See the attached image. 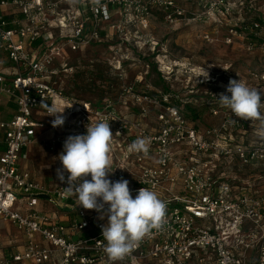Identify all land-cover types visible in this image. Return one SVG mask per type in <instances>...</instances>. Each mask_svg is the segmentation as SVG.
Wrapping results in <instances>:
<instances>
[{"label":"built area","instance_id":"built-area-1","mask_svg":"<svg viewBox=\"0 0 264 264\" xmlns=\"http://www.w3.org/2000/svg\"><path fill=\"white\" fill-rule=\"evenodd\" d=\"M252 1L0 0V51L15 70L10 79L0 75V96L17 104L12 120H0V222L11 224L23 241L0 264H109L101 228L107 218L78 206L59 179L47 190L23 165L38 131L51 133L42 145L59 161L66 138L86 134L98 121L109 122L114 135L108 178L128 180L133 198L149 188L167 206L163 228L153 229L115 264H264V186H258L263 177L241 176L247 169L264 172V140L244 141L264 121L242 120L220 106L211 110L218 123L197 127L165 84L177 74L163 70L152 33L155 22L211 28L202 38L215 43L225 28L224 44L247 40V51L259 49L264 56V21L253 17ZM93 47L109 53L117 83L100 81L97 88L105 95L86 99L70 85L80 70L71 60ZM133 66L141 68L132 71ZM254 77L264 80V71ZM47 107L65 108L63 126H52L55 117ZM138 137L149 139L147 155L129 150ZM42 198L57 211L41 210ZM61 213L74 216L65 222Z\"/></svg>","mask_w":264,"mask_h":264},{"label":"clouds","instance_id":"clouds-1","mask_svg":"<svg viewBox=\"0 0 264 264\" xmlns=\"http://www.w3.org/2000/svg\"><path fill=\"white\" fill-rule=\"evenodd\" d=\"M204 77H208L207 72ZM218 102L242 120L264 121L260 111L264 106L261 92L240 79L229 81L226 92L219 94ZM64 109L47 107L48 115L55 117L54 128L65 123ZM113 136L109 122L104 121L88 125L86 134L69 135L58 156L62 169H57L58 179L68 185L65 192L76 197L78 206L95 210L101 220L107 218L101 228L106 241L103 251L109 264L122 261L131 254L153 229H162L167 207L149 188L141 187L133 198L128 180L108 178ZM149 146L147 137H138L129 150L147 155ZM65 172L69 174L67 179Z\"/></svg>","mask_w":264,"mask_h":264},{"label":"rangeland","instance_id":"rangeland-1","mask_svg":"<svg viewBox=\"0 0 264 264\" xmlns=\"http://www.w3.org/2000/svg\"><path fill=\"white\" fill-rule=\"evenodd\" d=\"M253 17L257 21H264V0H253ZM245 19L249 14H244ZM213 31L211 28L201 29L199 27L192 28H171L163 22H155L153 28V35L160 44V54L157 58L162 65L163 70L170 71L171 68L175 69L177 78H171L167 83L172 86V90L179 96L180 100H187L188 96L199 97L195 101V105L199 106L198 109L202 111L201 117L203 122L201 124L218 123L219 118L212 116L211 104L216 102L219 94L226 92V88L231 79L242 80L248 86L254 87L261 92L262 103L264 104V80L254 77L255 74L263 73L264 71V56L259 49L254 51H247V40H240L233 45H226L221 40L227 34V29L221 28L219 30L218 42L209 43L203 40V32ZM259 43L264 42V26L259 31ZM109 53L104 49L89 50L83 56H80V70L87 72V77L76 78L71 81L70 85L73 88L84 87L90 84L91 87L98 86L99 72H107V76L112 78L110 73V66L106 61ZM176 66V67H174ZM139 70L140 66H133L134 69ZM177 68V69H176ZM208 73V77L204 75ZM110 73V75H108ZM105 74V73H104ZM188 76H191L190 78ZM205 80L200 83L201 79ZM85 79V80H84ZM73 80V78L71 79ZM207 81V82H206ZM162 82V83H163ZM160 83V84H162ZM163 83V84H164ZM107 84V83H106ZM154 86L157 83L151 80ZM191 85L186 89V85ZM158 86V85H157ZM80 97L90 98L91 94L88 92L75 91ZM230 95V94H229ZM208 102L209 109L206 108L204 102ZM127 114L131 111L123 110ZM205 111V112H204ZM244 141L247 143L258 142L264 140V127H257L252 131H248L244 135ZM44 167V164H41ZM39 165V169L41 167ZM241 176L243 178H253L254 176L263 179L259 180L258 186H264V172L260 168L257 170L247 169ZM19 233L12 225L1 224L0 229V253L11 254L16 246V238Z\"/></svg>","mask_w":264,"mask_h":264},{"label":"crops","instance_id":"crops-1","mask_svg":"<svg viewBox=\"0 0 264 264\" xmlns=\"http://www.w3.org/2000/svg\"><path fill=\"white\" fill-rule=\"evenodd\" d=\"M14 65L9 60L6 54L0 51V75H4L7 79L12 78V73L14 72ZM17 113V104L15 100L7 95L0 96V120L9 121ZM47 123H50V120L47 117H40ZM51 133L49 131H38V138L34 144L29 146L25 153H28L27 161L23 162V165L28 167L31 172L32 179L42 185L47 190H52L57 185V169H59V161L56 160L49 152L43 147L42 141L49 137ZM5 150L4 144V134L0 131V154ZM44 164V167L41 166ZM39 165L41 166L39 169ZM39 208L47 212H55L56 208L51 206L46 198H42L39 202ZM61 218L63 221L67 222L69 218L73 217V213H61ZM1 224L11 225L8 222H0ZM16 246L11 253L18 250L17 246L23 243L22 237L19 236L16 238ZM10 253V252H8ZM0 253V258L7 256L9 254Z\"/></svg>","mask_w":264,"mask_h":264},{"label":"trees","instance_id":"trees-1","mask_svg":"<svg viewBox=\"0 0 264 264\" xmlns=\"http://www.w3.org/2000/svg\"><path fill=\"white\" fill-rule=\"evenodd\" d=\"M101 46L104 47V48L106 47V45H104V44H102ZM97 48L98 47H93V48H91L89 50L92 51V50L97 49ZM100 49H102V48H100ZM80 56L81 55H76V56L74 55L72 57V60H71V65L72 66H75L76 65V66H79L80 67V61H79L80 60ZM106 74H107V72H105V71L104 72L103 71L99 72V76H98L99 78H98V80L108 82L109 81V77ZM86 75H87V72H84V71L79 70V73L77 75H75L74 80L76 78H80L81 79V78L87 77ZM111 82L114 85H116V83H117L114 78L111 79ZM158 83L160 84V83H162V81H160ZM75 90L76 91L78 90L79 92H84V93L85 92H88L89 94H91L90 95L91 96L90 98H94V97H98V96H103L107 92V91L105 92L104 90H101L100 88H96V87L93 88V87L90 86V84H86L82 88L76 87ZM77 96H79V95L77 94ZM188 97H191V98H188L187 100H185V101L183 100V101H180V102L178 100L177 103H176V104L179 105V107L182 108L183 114L188 119H190L197 127L208 125V124H203V125L201 124V122H203V118L201 117L202 111L200 109H198L199 106L195 105V103H194L195 101H198V99H200V98L199 97H194V96H188ZM81 98H84V97H81ZM203 104H206L205 105L206 106L205 109H207V108L209 109L210 108V107H208V102L207 101L204 102ZM209 104L212 105L213 108H216V107H220L221 106L219 104L218 100L216 102H214L213 104H211V102ZM260 110H264V106H262Z\"/></svg>","mask_w":264,"mask_h":264}]
</instances>
